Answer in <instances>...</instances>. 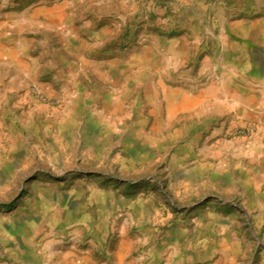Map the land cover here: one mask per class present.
I'll use <instances>...</instances> for the list:
<instances>
[{
    "label": "rangeland",
    "instance_id": "1",
    "mask_svg": "<svg viewBox=\"0 0 264 264\" xmlns=\"http://www.w3.org/2000/svg\"><path fill=\"white\" fill-rule=\"evenodd\" d=\"M243 8L264 16V0H0V264H264L257 128L176 77ZM150 34L188 37L178 70L146 63Z\"/></svg>",
    "mask_w": 264,
    "mask_h": 264
},
{
    "label": "crops",
    "instance_id": "2",
    "mask_svg": "<svg viewBox=\"0 0 264 264\" xmlns=\"http://www.w3.org/2000/svg\"><path fill=\"white\" fill-rule=\"evenodd\" d=\"M70 4H56L49 6V9L52 12H69L71 15L73 11ZM232 14L233 11H230L231 17L224 21L221 28L223 45L219 47L218 44L213 52H207L201 58L194 76L184 73L176 75L177 81L185 84L192 82L198 89L192 95L181 92L179 97H194L197 101L224 111L225 117L233 125H255L257 129L253 137L257 151L251 154L254 156L251 158L260 160L264 153V16H253L246 8L240 9L234 16ZM94 20L91 18L88 22ZM11 25L19 33L28 23L21 27L14 21ZM103 29H97L95 34H100ZM149 37L142 53L150 67L161 63L163 69L171 65L178 70L183 65L190 43L186 35L170 38L165 48H159L153 34ZM79 40L88 41L77 34L69 37L64 47L70 53H77L82 46ZM161 84L166 85L163 79ZM165 259L167 257L162 256L156 260Z\"/></svg>",
    "mask_w": 264,
    "mask_h": 264
},
{
    "label": "trees",
    "instance_id": "3",
    "mask_svg": "<svg viewBox=\"0 0 264 264\" xmlns=\"http://www.w3.org/2000/svg\"><path fill=\"white\" fill-rule=\"evenodd\" d=\"M7 206H11V204H7V205H5V206H3V207H7Z\"/></svg>",
    "mask_w": 264,
    "mask_h": 264
}]
</instances>
